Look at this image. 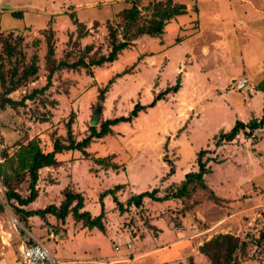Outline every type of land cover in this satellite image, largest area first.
<instances>
[{"label":"rangeland","instance_id":"obj_1","mask_svg":"<svg viewBox=\"0 0 264 264\" xmlns=\"http://www.w3.org/2000/svg\"><path fill=\"white\" fill-rule=\"evenodd\" d=\"M177 1L198 4L205 15L203 27L194 34V11L168 21L163 36L167 48L175 52L161 49L167 45L162 35H141L116 61L93 66L92 72L85 67L58 69L45 93L18 107H0V162L3 149L13 153L17 141L33 137L39 138L45 151L51 150L56 137L66 138V123L72 114L75 137L82 139L89 133L98 107L99 127L104 119L127 115L137 102L150 103L180 75L182 87L177 93L140 112L133 121L113 126L112 134L87 148L88 158L77 150L66 151L59 155L60 166L41 169L40 195L29 208L59 204L63 190L74 188L82 191L86 209L96 215L101 209L99 195L117 181L125 183L118 193L124 202L134 193L155 187H159V195H164L167 186L180 183L187 172L198 170L201 149L211 150L206 158L212 171L205 179L218 198L199 188L182 199L158 202L145 198L143 207L131 206L121 213L107 196L106 231L84 227L72 214L66 223L54 215L33 216L26 226L7 201L6 187L0 180V203L4 205L0 212V264H15L19 245L33 237L46 243L57 264H190L191 257L196 264H213L199 246L219 233H231L247 244L245 251H237L238 260L233 264H264V127L251 137L241 132L233 141L215 146L219 133L229 131L237 119L249 122L264 113V101L260 104L259 98L255 99L254 88H236L242 67L249 77L251 65L261 62L252 82L264 77V15L254 13L249 4L227 0L221 6L223 17L215 19L212 12L220 11L214 5L216 0ZM251 1L264 6V0ZM148 2L143 0L141 6ZM126 7H130L126 0H0V63H4L7 81L17 59L5 58L3 40L8 35L22 38L20 48L25 56L19 62L20 69L30 64L34 54L39 66L36 76L8 96L22 100L47 83L51 63L46 57V29L55 30L56 63L73 62L81 56L89 61L110 51L108 26L122 21L118 14ZM17 10L23 11V18L12 14ZM228 12L234 14L229 25L232 30L215 39L211 31L215 23L231 20H223ZM143 14L148 16L149 12L144 10ZM74 15L89 28L87 37H78ZM184 34H192L186 41L194 45L195 62L190 52L181 60L176 58L187 46V42L181 44L183 41L176 44L178 36ZM88 44L94 46L93 51H86ZM203 44L209 45L207 56L201 50ZM218 71L234 78L228 85L215 84L212 79ZM112 78L101 100L100 91ZM4 93L0 79V102ZM106 155L121 167L110 169L93 160ZM168 161L174 163L173 174L169 173ZM27 186L28 182L19 186L24 195L28 194ZM170 187L176 190L178 186L175 183Z\"/></svg>","mask_w":264,"mask_h":264},{"label":"trees","instance_id":"obj_2","mask_svg":"<svg viewBox=\"0 0 264 264\" xmlns=\"http://www.w3.org/2000/svg\"><path fill=\"white\" fill-rule=\"evenodd\" d=\"M143 0H126L130 3V7L122 9L118 16H121V22L118 25L109 24L108 37L111 45V49L107 54L96 55L89 61L84 56H81L78 60L69 62L62 60L58 63L54 61V54L56 49L55 30L50 27L45 30L46 42H47V61L51 63L49 75L47 77V83L41 87L36 88L23 97L22 100L13 99L8 95L14 90L18 89L22 84L27 82L31 77L36 76L38 73V56L33 55L30 64L20 69L21 58L25 56L20 46L22 38H14L12 35H8L4 40V52L5 58L14 60L13 72L9 81H7V74L4 71V63H0V79L4 88V96L1 99L0 107L4 108L6 105L12 107H18L25 104L27 99H34L38 94H43L53 84L52 77L56 70L61 68L78 69L85 67L92 72L91 67L103 66L106 63H112L116 61L120 53L128 48L134 40L141 35H149L151 37H160L164 33V29L168 21L178 15L188 13L187 4L177 0H149L147 5L141 6ZM149 12L146 16L143 11ZM195 10H197L195 8ZM12 14L17 18H23L24 13L22 10L13 11ZM73 20L77 24L78 37L84 38L89 35V28L87 25L80 21L77 16H72ZM1 28V26H0ZM121 35V36H120ZM180 41V38H177ZM37 44L39 39L35 41ZM87 52L94 50L92 44H88L85 47ZM21 56V57H20ZM115 78V77H114ZM114 79H110L108 84L101 89L100 99L104 100V96ZM182 87V79L179 75L176 83L170 85L164 90L158 92L152 101L148 104L137 102L133 109L127 115H120L112 118L104 119L100 122L99 127L93 124L89 128V133L82 139H77L73 131L74 114L66 123L67 136L66 138L56 137L53 141V147L49 151H45L38 137L28 139L26 142L17 141L15 143L16 149L13 153L7 149L1 151L3 161L0 162V180L6 187V199L12 205L15 215L19 221L23 222L26 226H29V219L33 216H39L46 218L48 215H54L62 223H66L67 217L72 214L76 221H82L83 226L89 229L95 227L101 231H106L105 218L107 216V209L105 204V197L111 196L115 207L124 213L128 211L131 206L141 208L144 206L145 198H149L154 201L163 202L170 199H182L184 197H190L197 189L208 191L212 198H218L214 190L207 184L206 175L211 173L212 169L208 165L209 158H206L207 153H210V149H201L198 152L197 171H189L185 174L183 180L180 183H176L178 186L176 190H172L170 186L175 184L174 182L165 188V194L159 195V187H155L152 190H145L140 193H134L125 202L122 201L118 193L124 189V183L115 184L113 187L105 189L99 195V201L101 203L100 212L94 215L90 210L85 209V197L84 194L74 188H65L63 191V199L60 204L50 203L49 205L41 208H28L39 197L38 182L40 179V171L45 167H57L62 164V160L59 159V155L66 151H80L86 158L90 156L87 148L97 139L106 137L113 133V126L120 123L131 122L139 116L140 112L145 111L147 108L155 107L157 103L165 99L171 93H177ZM257 90L264 92V77L258 82L256 86ZM264 127V113L259 119H252L249 122H244L241 119H237L235 124L229 131H221L216 137L215 146H220L224 142H231L241 133L244 132L247 136L251 137L254 131ZM167 146V143L166 145ZM93 160L100 166L119 169L121 165L110 159L108 155L103 157H94ZM170 164V174L175 173L174 163L168 161ZM28 182L27 190L28 194L24 195L20 192L19 186ZM4 210V205L0 203V212ZM264 240V231L261 235ZM246 242L241 241L239 237L231 233H219L213 236L211 239L203 242L199 246L201 253L205 254L213 264H233L237 259V251L246 250ZM190 264H196L193 257L190 258Z\"/></svg>","mask_w":264,"mask_h":264},{"label":"crops","instance_id":"obj_3","mask_svg":"<svg viewBox=\"0 0 264 264\" xmlns=\"http://www.w3.org/2000/svg\"><path fill=\"white\" fill-rule=\"evenodd\" d=\"M192 1H194V0H192ZM197 1H199V0H196V2ZM204 1H206V0H201L200 2L201 3H203ZM238 1H240V3H246V4H249L252 8H253V10H254V13H256V14H261V15H264V6H257V4H255L253 1H251V0H238ZM182 2H184L185 3V1H182ZM211 3H212V0L210 1ZM215 3H214V5L215 4H217L218 6H216L218 9H220V13L218 12V11H216V10H214L212 13H213V18H215V19H220V18H222L223 17V13H222V11H221V6L223 5V4H227L228 2H227V0L226 1H224L223 0V2H221V0H216V1H214ZM187 4V3H186ZM216 7H214V8H216ZM195 8L197 9V10H195ZM187 9H188V12H190V11H194V13H196L195 15H196V17L194 18V20H193V23H195L194 24V27H196V31H194L192 34H194V33H196V32H198L199 30H201V27H203V25H204V15H205V13H204V11H202V10H200V6H198V4H194L193 6H190V5H188L187 4ZM232 12V11H231ZM231 12H228V13H226V15L224 16V18H223V20L224 19H231V20H228L227 21V23H225V22H222V23H215L216 25H215V27L213 28V30L211 31L212 32V34L214 35V36H216L215 37V39H218V38H221L222 36H223V34H224V32L225 31H227L228 29H229V31H231L232 30V27H230L229 25L232 23V19L234 18V14H232ZM187 14V13H186ZM182 15H184V14H182ZM178 16H180V15H178ZM177 16V17H178ZM222 16V17H221ZM222 20V21H223ZM242 21V20H241ZM246 22L244 21V22H242V24H245ZM253 23H254V21H253ZM250 24V23H249ZM167 25V24H166ZM166 27V26H165ZM164 31H165V29H164ZM200 32V31H199ZM211 32H209V34H211ZM192 34H190V35H187V34H184L183 36H178V38H180V41L182 42L181 44L182 45H184L187 41V38H189V36H192ZM187 35V36H186ZM162 36H163V34H162ZM186 38V39H185ZM172 39V38H171ZM170 39V40H171ZM184 39V40H183ZM161 40H164V42H166V44L167 45H162V47H161V49H165L166 48V52H168V51H170V52H175V51H173L172 50V48H167L168 47V41H166L165 39H164V36H163V39H161ZM178 43V41L176 42V44ZM198 43V42H197ZM175 44V45H176ZM199 44V43H198ZM193 49H194V45H191V43L188 41L187 42V46L184 48V49H182V50H179V54L177 55V60L178 59H182V55H184V53H188V52H190V53H192V58L194 59V62H195V60H196V54L193 52ZM201 50L205 53L204 54V56H207V55H209V52H210V48H209V45H207V44H203L202 45V47H201ZM206 53H207V55H206ZM263 60H264V56H263ZM262 60V61H263ZM261 62H256V63H253V65H251V69H250V71H248V76L249 77H247L248 79H249V88L250 87H252V88H254L255 90H254V93H255V96H256V100L259 98V102H260V104H262V101H264V92H262L261 90H257L256 89V86H257V84H258V82L263 78H260L258 81H255V82H252L253 80H254V78L256 77V75L258 74V73H256V72H258L257 70H258V65L260 64ZM202 66H203V64H202ZM201 67V66H200ZM243 68V69H242ZM241 69H240V71H239V73L241 74L240 76H241V78L244 76V77H246L245 76V73H247L246 72V70L244 69V67H242ZM244 71V72H243ZM206 72H204L203 74H205ZM207 74V73H206ZM209 75V74H208ZM255 76V77H254ZM211 77H214V76H211ZM234 77L233 76H230V73H224V71H218L217 72V76L215 77V79H212V82L213 83H215V84H221V85H228L230 82H231V80L233 79ZM253 79V80H252ZM234 80H236V79H234ZM239 80V79H238ZM250 80H251V82H250ZM237 81V80H236ZM226 93L224 92V95H225ZM229 94V93H228ZM238 106H240V110L243 108L242 106L243 105H238ZM232 126V125H231ZM230 126V127H231ZM229 127V128H230ZM46 168V167H45ZM177 180V179H176ZM183 180V179H182ZM39 181H40V179H39ZM118 183H124V182H120V181H117ZM177 182V181H176ZM118 183H115V184H118ZM178 183V182H177ZM125 184V183H124ZM38 187H39V182H38ZM80 192H82V191H80ZM142 192V191H141ZM140 193V192H139ZM39 195H40V189H39ZM107 197V196H106ZM105 197V198H106ZM108 197L110 198V199H112V197L111 196H109L108 195ZM39 198V197H38ZM37 198V199H38ZM37 199L33 202V203H31V204H34L36 201H37ZM105 201V200H104ZM86 203L87 202H85V209H86ZM30 204V205H31ZM60 204V203H59ZM106 204V203H105ZM29 205V206H30ZM29 206H28V208H29ZM44 206H42L41 208H43ZM113 207H115V203L113 204ZM30 208H39V207H30ZM106 209H107V207H106ZM264 209V208H263ZM99 212H100V210H99ZM95 215V214H94ZM97 215V214H96ZM31 218V217H30ZM68 218V217H67ZM67 220V219H66ZM55 237V236H54ZM33 238H35V239H38V240H40L38 237H33ZM57 238H59V236L57 237ZM44 242V241H43ZM22 245V244H21ZM21 245H19V255H18V258H17V260H16V262H15V264H17V261L19 260V258H20V247H21ZM202 245V244H201ZM131 247H132V245H131ZM50 249V248H49ZM53 253V252H52Z\"/></svg>","mask_w":264,"mask_h":264},{"label":"built area","instance_id":"obj_4","mask_svg":"<svg viewBox=\"0 0 264 264\" xmlns=\"http://www.w3.org/2000/svg\"><path fill=\"white\" fill-rule=\"evenodd\" d=\"M238 90L249 89V79L242 77L236 82ZM262 206L264 208V194H261ZM264 210V209H263ZM131 246V244L129 245ZM17 264H57L56 257L42 240L35 238L23 241L20 247V258Z\"/></svg>","mask_w":264,"mask_h":264},{"label":"water","instance_id":"obj_5","mask_svg":"<svg viewBox=\"0 0 264 264\" xmlns=\"http://www.w3.org/2000/svg\"><path fill=\"white\" fill-rule=\"evenodd\" d=\"M99 114H100V107H98L95 111V117L93 119V124H96L98 119H99Z\"/></svg>","mask_w":264,"mask_h":264}]
</instances>
